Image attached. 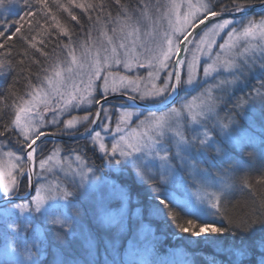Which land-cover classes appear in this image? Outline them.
Wrapping results in <instances>:
<instances>
[{
    "label": "snow or ice",
    "instance_id": "obj_1",
    "mask_svg": "<svg viewBox=\"0 0 264 264\" xmlns=\"http://www.w3.org/2000/svg\"><path fill=\"white\" fill-rule=\"evenodd\" d=\"M218 3L221 11L216 10ZM4 4L5 0H0V7ZM254 4L264 8V0H232L231 7L221 0H186V4L169 0L167 5L152 0H136L134 5L122 0H114L112 5H106L104 0H67L66 3L64 0H25L28 11L7 27L0 25V77L16 73L7 89L0 91V101L4 105L0 112V141L8 140L11 145L12 137L16 138L14 150L3 151L4 145L0 143V200L12 206L4 208L0 216V236L6 241L5 256L20 255L18 248L27 247L29 239L32 247H37L38 229L33 226L36 219L47 221L51 217L49 222L58 240L72 235L67 210L72 207L70 198L74 193L60 183L40 184L34 188L35 196L31 200L15 203L19 198L21 177H27L31 186L33 175L54 173L57 167L65 170L64 158L57 159L59 149L43 155V138L49 135L44 129L51 124L68 135L78 133V126H83L84 132L79 134L92 143V150L98 147L109 164L130 166L141 182L157 181L153 201L159 203H153L151 210L169 221L178 233H187V238H196V243L207 242L218 248L223 234L231 233L233 244L227 249L228 264H245V261L264 264V254L258 261L252 259L257 246L264 251V202L238 221L228 219L222 203L234 187L233 183L222 178L216 190L208 191V172L189 164L190 157L206 155L211 147L223 159H235L231 170L250 169L251 164L242 163L241 158L230 157L224 152L220 146L224 141H235L241 153L251 146L253 151L247 153L248 158L259 157L264 161V138L257 147L233 118L228 117L225 122L216 112L220 101L227 103L224 94L229 87L244 83L254 71L264 73V16L259 20L245 19L247 10ZM113 6L117 8L115 15L110 10ZM75 9L80 10L79 15ZM222 11L243 15L239 21L224 19ZM84 16H87L86 21ZM26 17L30 19L25 28ZM157 20L167 23L162 36ZM72 22L85 31L86 38L79 44ZM92 30L103 39L93 41ZM62 37L68 42L64 43ZM218 37L222 43H218ZM50 42L51 52L46 51ZM214 46L219 50L214 52ZM77 47L81 53L79 57ZM13 53L22 58L17 60ZM205 56L207 58L202 59ZM133 64L149 69L147 79L150 83L142 87L144 77L113 71L122 66L131 72ZM185 71L186 79L183 78ZM24 72L26 76L22 75ZM160 73L166 75L157 84L155 81L161 80ZM20 79L24 82L22 92L16 89ZM201 88L202 91L189 98ZM261 89H264V79L253 89L255 95L249 93L247 99H240L235 106L254 108L258 102L264 116V91ZM118 91L130 103L121 106L113 128V114L103 103L107 102L109 93ZM180 91L189 95L180 98L178 107H169L176 104L175 97ZM93 106H96L95 113L90 111ZM141 107L143 112L135 110ZM65 109H81L85 114L63 121V128H60L59 116ZM46 112L52 113L50 121L44 115ZM214 117L210 129L207 124ZM217 130L219 141L214 135ZM186 131L192 135H186ZM108 136H111L110 145L106 142ZM149 160L157 162L153 165L155 171L148 170ZM173 161L179 162V168ZM75 162V170L71 164L67 168L73 181L76 175L80 176L78 187H82L88 173L94 175V170L79 154L75 155ZM184 167L189 169L187 179L180 174ZM177 181L186 191L199 185L192 194L194 199L176 200L165 186ZM240 183L251 188L247 175L240 177ZM257 183H264V170ZM60 208L65 210L63 218L55 211ZM12 209L18 210L19 215ZM181 212L192 219L184 220ZM218 216L221 218L219 226L215 219ZM225 219H228L226 226L223 225ZM60 229L68 231L60 235ZM25 258L32 259L30 254ZM59 264L67 262L62 260Z\"/></svg>",
    "mask_w": 264,
    "mask_h": 264
},
{
    "label": "rangeland",
    "instance_id": "obj_2",
    "mask_svg": "<svg viewBox=\"0 0 264 264\" xmlns=\"http://www.w3.org/2000/svg\"><path fill=\"white\" fill-rule=\"evenodd\" d=\"M223 1L224 0H221V3ZM152 2H159L167 5L169 0H152ZM177 2L186 4V0H177ZM193 2H195V0H193ZM230 2H232V0H230ZM13 3L14 0H5L4 6L0 7V19L8 16L9 12H13L11 11L13 10L11 9ZM228 5L231 7V3ZM218 9V11H221L220 6ZM115 14L113 13V15ZM92 15L95 16L96 13L93 12ZM260 18L256 20H259ZM85 20H87V16H85ZM234 20L239 21L240 19ZM157 27L160 28V35L162 36L164 28L167 27L166 21L161 22L157 20ZM85 29H88V25ZM78 30H80V32L77 35V44L83 42L86 38L85 31H82L79 25ZM221 35L226 38L224 33ZM91 36L93 41L98 42V40L103 39L98 36V33L95 30L91 31ZM65 40V43H67V38ZM217 41L218 43L223 42L219 37L217 38ZM218 50V47L214 46V52ZM57 53L59 54V49H57ZM80 54V49L77 47L76 55L79 57ZM197 55L200 54L197 53ZM188 56L191 58V53H189ZM206 58L207 57L205 56L202 59ZM113 71H119L122 75L144 77L145 80L141 85L142 87L144 84L150 83L147 79L149 69L137 68L135 64L132 65L131 72H127L122 66L118 69L114 68ZM199 74L202 77V67ZM165 75L166 73H160L161 80H157L155 83L160 84ZM1 78L3 77H0V81ZM183 78L186 79V71ZM262 79H264V73L259 71H254L253 73L248 74V78L244 83L232 85L228 88L227 92L224 94V100H226L227 103L220 101L216 109L219 119L225 120L226 122V118H233L237 122L239 129L243 130L257 147L259 146V141L264 138V116L261 115L259 103L257 102L254 108H250L246 105L243 109L238 108L235 105L240 99H247L249 93L255 95L253 89L259 87V83ZM211 82L212 81H210V83ZM202 90V88L197 89L190 95L184 91H180V96L177 99L176 104L173 106L178 107L180 98L185 95H189L190 98L193 95H197V93ZM261 91H264V89H261ZM114 94L121 93L119 91L116 93H109L108 96ZM97 98H100L98 94ZM112 104L105 105L104 107L109 109V112L113 114L111 124L114 128L121 106L126 103L122 100H116ZM135 110L143 112L139 109ZM90 111L95 113L96 106L91 107ZM84 114L85 111L81 109H65L59 116V120L61 121L59 127L63 128V121L71 119L72 116L81 117ZM44 115L47 120L50 121L52 119L51 112H46ZM141 119H143V117H141ZM215 119L216 117L208 121L207 126L210 129L212 128ZM78 127L79 132H84L83 126ZM44 130L46 132L61 133L56 126L51 124H49ZM96 130L99 131L100 128L97 126ZM185 134L188 136L192 135L190 131H186ZM101 135L103 138L104 133L102 132ZM214 135L218 141L221 140L218 130ZM15 139V137H12L11 145H9L8 140L0 141V143L4 145L3 151L14 150ZM106 142L109 145L111 144V136L107 137ZM85 145L91 150V152L93 151L94 154H96L97 161L100 162L99 166L94 165L89 160L85 159L81 148L66 153L60 143L51 142L49 152H46L45 154L43 153V155H49L54 149H59L57 159H60V157L64 158L65 170L60 171L57 167L54 173L44 172L42 175H34V188L40 184L56 182L60 183L61 187H65L74 193V196L70 198L72 201V207L67 210V217L69 224L71 225L72 235L65 237L64 240H58L53 225L49 222L51 217H49V220L47 221L44 219H36L33 221V226L38 229L39 240L36 241L37 247H32V241L29 239L27 247L21 246L18 248V252L21 253L20 255L5 256L4 246L6 241L2 239L0 246V264H18V261L22 262V264H33V261H35V264H39L40 260L46 255V244L47 246H50L54 253L56 252L54 255L58 264L62 260L66 261L67 264H193L194 259L196 260L195 255L197 254H193V249L199 244L209 245L210 243H196V238L186 237L181 239L180 242H174V240L167 242L166 238L169 236L166 237L164 234L165 229L163 228L168 221L154 213L150 207L153 203L158 204L159 201H153L152 197L141 200L136 195L132 194L133 192H129L128 187L122 186L118 182V176H125L127 171H130L133 179L136 182L141 183V180L137 178L136 172L130 166L121 167L115 165L114 162L113 164H109L108 159L103 157V154L99 152L98 147L95 150H92L93 145L88 139H86ZM220 146L230 157L241 158L242 163L251 164V168L241 171L231 170L232 165L236 162L235 159L225 160L221 156H218L215 149L211 147L207 149L206 155L201 156L194 154L190 157L189 164L195 165L197 168L208 172L207 180L210 185L208 191L216 190V188L219 187V182L222 178L228 179L233 183L234 187L227 196L228 198L237 189L242 187L240 177L245 176L250 170L257 166H264V161H261L259 157L255 160H250L248 158L247 153L253 151L251 146H247L244 153L240 152V147L235 141H224ZM17 154L19 155V153ZM76 154L83 156L88 165L94 170V175L88 173V178L84 180L82 187H78L80 185V176L76 175L73 181L72 173L69 172L67 168V165L71 164V168L74 170L76 169ZM4 159L6 160L7 158L5 157ZM147 163L149 166L148 170H156L153 165L157 162L149 160ZM173 163L179 168L178 161H173ZM36 171L39 173L40 169L37 167ZM180 174L187 179L189 169L187 167L180 169ZM22 183L25 185H23L22 189L19 188L17 195H24L28 191L27 177L20 178V186ZM179 183L180 182L177 181L176 184L165 187L168 188V191L173 194L177 201L183 202L188 199H194L192 194L197 191L199 185L196 187H190L186 191L184 188L178 186ZM189 184H191V181H189ZM0 186H2V178H0ZM34 196L35 190L33 189V195L28 200H31ZM28 200L16 203L27 202ZM60 203L64 202L61 201ZM4 208H12V206L5 205L0 207V216H2V210ZM12 210L19 215L18 210ZM55 211L57 212V215L61 216V218L64 217L65 210L63 208L56 209ZM215 219L218 223L219 218L216 217ZM65 231L68 230L60 229V235H63ZM7 243L10 244L11 241L9 240ZM229 247L230 246H227L226 248H218L214 246V251L217 253L220 252L221 255H223V259L227 260L226 264H228L230 259L227 251ZM29 254L32 257L31 260L25 258ZM262 254H264V251L261 250L256 253L252 259L258 261ZM64 255L67 256V259ZM245 264H248V262L245 261Z\"/></svg>",
    "mask_w": 264,
    "mask_h": 264
},
{
    "label": "trees",
    "instance_id": "obj_3",
    "mask_svg": "<svg viewBox=\"0 0 264 264\" xmlns=\"http://www.w3.org/2000/svg\"><path fill=\"white\" fill-rule=\"evenodd\" d=\"M64 2L66 3L67 0H64ZM97 2H99V0H97ZM104 2L106 3V5L114 4V0H104ZM122 2L130 3V4L134 5L136 0H122ZM222 3L225 5H228L231 2H230V0H224ZM219 6H220V4L216 5L217 11L219 10L218 9ZM11 9H13V10H11L13 12H9L8 16H5L4 18L0 19V24L2 23L1 25H3L4 27H7L8 24H12L14 21H18L19 17L23 16L24 13L26 11H28V9L25 7V0H14L13 6L11 7ZM53 10L55 11V9H53ZM110 10L114 14L117 12V8L114 6L111 7ZM74 11L76 12L77 15L80 14L79 9H75ZM63 15L65 17L67 16L66 13H64ZM262 16H263V14H257V15H253L250 18L258 19ZM29 19H30L29 17H26L25 21L23 22L25 28L28 26V20ZM83 20H85V16L83 17ZM5 22H7V23H5ZM41 23H43V21H41ZM72 23H73V26L76 28V34L78 35L80 32V30H78V25H76L75 22H72ZM85 27H87V24H85ZM53 39H55V38H53ZM65 39L66 38L62 37V40L64 43L66 42ZM52 46L53 45L50 42L46 48V51L51 52ZM17 49H20V44H17ZM13 56L16 57V54L13 53ZM37 57L40 58L41 60L44 59L43 57H39V54H37ZM21 58L22 57H16L17 60H19ZM26 63H27V61H26ZM32 68H33V71L36 70V66L33 65ZM15 75H16V73H12L11 75H8L6 77L1 78L0 91H5L7 89V86L12 83L13 76H15ZM22 75L26 76L27 72H24ZM23 83H24L23 79H20V82L16 85V89L18 92L23 91ZM3 109H4L3 101H0V112H2ZM85 143H86V140L76 141V142H64V143H60V144L62 145V148L65 150L66 153L70 152V151H74L78 148H81V151H83L82 154L85 157V159L89 160L94 165L99 166L100 162L97 161L96 154H94L93 151L91 152V150L85 145ZM42 146L44 148V154H45L46 152H49V149L51 147V142H45ZM262 170H264V167H262V166L261 167L257 166L256 168H253L252 170H250L246 175L248 176L249 182L251 184V188L249 189V188L242 186L240 189H237L231 196H229L225 201H223L222 208L226 212L228 219L238 221V220L244 218L246 214L250 213L254 207H257L262 202H264V183H257V180L260 177ZM118 182L120 183V185L128 187L129 192H133L132 194L136 195L141 200H145L148 197L153 198L156 195V193L154 191V185L157 183V181L150 180V181H144L141 183L136 182L133 179L132 173L130 171H127V174L125 176H122V177L118 176ZM23 185H25V184H23V183L21 184V186H20L21 189L23 188ZM179 214L184 220L192 219V217H190V216H184L182 212ZM218 218H219V222L217 223V226H219L221 223V218L219 216H218ZM228 219L223 220V225H225V226L227 225ZM163 229H165L164 234L166 235V237L169 236L168 238H166L167 242H170L171 240L172 241L174 240V242L175 241L180 242L181 239L188 237L187 233H183V234L178 233V230H176L170 224L169 221L165 223V226ZM223 235H224V239L220 241V245H221L220 247L226 248L227 246H231L233 244L232 234L226 232ZM2 239H3L2 236H0V246L2 243ZM258 243H259V241L257 240L256 244H258ZM214 246L215 245H212V244H209V245L199 244V245H197L193 249V251H194L193 254L197 253L195 255L196 260L194 259L193 264H226L227 260L223 259V257H222L223 255H221L220 252L217 253L216 251H214L215 250ZM45 247H46V250H45L46 255L42 260H40L39 264H58L56 262L55 255H54V254H56V252L54 253V251H52L50 246H47V244ZM259 251H261V248L259 246H257L254 249V255L253 256H255L256 253H258ZM64 256L67 259V256L66 255H64Z\"/></svg>",
    "mask_w": 264,
    "mask_h": 264
},
{
    "label": "water",
    "instance_id": "obj_4",
    "mask_svg": "<svg viewBox=\"0 0 264 264\" xmlns=\"http://www.w3.org/2000/svg\"><path fill=\"white\" fill-rule=\"evenodd\" d=\"M257 14H264V8L260 7L259 4H254L252 7H250L247 10V15L245 18H250L253 15H257ZM221 15H222V18L224 19H240L243 14L236 13V12H221ZM211 19H216V18H211ZM179 96H180V92H179V95L175 97L176 101L179 98ZM116 100H122L125 103H130V101H127V97L121 94L110 95L107 97V102L103 103L102 101V103H103V106H105L108 104H112ZM138 103L140 102L138 101ZM172 106L173 105H169V107H172ZM137 109L144 111V108L142 107L137 108ZM92 127L95 129L97 128V126L95 125H93ZM48 133L49 135L43 138L45 142L64 143V142H76V141L86 140L85 136H82L79 133L72 134V135L63 134V133L53 134L52 132H48ZM33 189H34V175L32 176L31 186L28 185L27 193L24 195H18L19 198L15 200V203L28 200L33 195ZM5 205H9V204H7L6 201L4 200H0V207L5 206Z\"/></svg>",
    "mask_w": 264,
    "mask_h": 264
},
{
    "label": "flooded vegetation",
    "instance_id": "obj_5",
    "mask_svg": "<svg viewBox=\"0 0 264 264\" xmlns=\"http://www.w3.org/2000/svg\"><path fill=\"white\" fill-rule=\"evenodd\" d=\"M113 105V104H112ZM80 133V132H79Z\"/></svg>",
    "mask_w": 264,
    "mask_h": 264
}]
</instances>
